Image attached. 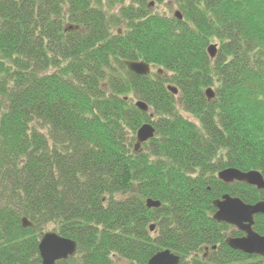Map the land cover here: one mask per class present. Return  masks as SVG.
Instances as JSON below:
<instances>
[{
    "label": "trees",
    "instance_id": "16d2710c",
    "mask_svg": "<svg viewBox=\"0 0 264 264\" xmlns=\"http://www.w3.org/2000/svg\"><path fill=\"white\" fill-rule=\"evenodd\" d=\"M164 2L108 0L109 15L101 0H0V264H41L48 225L77 244L57 264H146L163 250L179 264H264L230 249L242 233L212 219L223 195L264 201L217 178L264 179V0H170L181 20L150 11ZM145 123L154 137L134 151ZM253 229L264 237V216Z\"/></svg>",
    "mask_w": 264,
    "mask_h": 264
},
{
    "label": "water",
    "instance_id": "95a60500",
    "mask_svg": "<svg viewBox=\"0 0 264 264\" xmlns=\"http://www.w3.org/2000/svg\"><path fill=\"white\" fill-rule=\"evenodd\" d=\"M174 17L178 20L182 19L178 11L174 12ZM73 29H78V27L67 26L64 31H71ZM216 51L217 45L215 44L207 47L210 59L215 57ZM124 64L129 72L136 75L147 76L150 73L148 64L144 62L126 61ZM158 74H161V70L158 71ZM167 89L173 95L177 93L175 87L168 86ZM204 95L208 101L215 97V93L211 88H207L204 91ZM136 107L144 112L148 110L147 105L143 102H137ZM154 134L155 129L150 124L145 123L141 125L136 132L134 151H140L142 144L152 139ZM217 178L225 184L238 182L255 187L258 190H264V179L258 171L242 172L237 169L227 168L220 171ZM212 205L215 208L213 220L231 225L243 233L242 237L227 239V246L232 250L247 255L264 258V237L258 235L253 230L254 216H264V201L248 205L238 198L223 195L220 199L213 201ZM159 206L160 203L158 201H146L147 208H158ZM21 226L22 228H30L32 227V223L23 218L21 219ZM153 228L154 226L151 225L150 231ZM213 250H215V247H213ZM38 252L41 264H56L59 261H66L68 258L74 257L77 253V244L54 232H46L42 235L38 244ZM179 260V256L171 253L169 250H164L153 255L146 264H179Z\"/></svg>",
    "mask_w": 264,
    "mask_h": 264
},
{
    "label": "rangeland",
    "instance_id": "374dc122",
    "mask_svg": "<svg viewBox=\"0 0 264 264\" xmlns=\"http://www.w3.org/2000/svg\"><path fill=\"white\" fill-rule=\"evenodd\" d=\"M93 1H96V0H92ZM101 8L106 12L108 13L109 15H117L118 14V11H119V5H115V6H111L110 4H108V0H101ZM150 11L154 14H159V15H162V16H165V17H173V14L174 12L176 11V6L171 4L170 3V0H165V2L163 4H153V6L150 8ZM120 30H124V25L122 27H120ZM119 30V31H120ZM212 44H216V43H212ZM151 75L153 74H156L158 72V69L157 68H153L151 67ZM163 72V71H162ZM162 75H164V72L162 73ZM166 77H169L168 74H165ZM169 85V84H166V86ZM212 90L214 91V89L212 88ZM177 99V102L179 103V99ZM133 103L135 104L136 102L134 101V99L132 100ZM180 104H177L176 105V108L179 112V114L185 118L186 120L192 122V123H195L197 124V122L195 121V119L190 116L189 114L185 113L183 111V109L181 108V106H179ZM153 121L155 120V118H152ZM136 139V137H135ZM134 145V144H133ZM45 232H54L53 231V225H48L46 226V231ZM263 263H264V259H263Z\"/></svg>",
    "mask_w": 264,
    "mask_h": 264
},
{
    "label": "clouds",
    "instance_id": "9594fccd",
    "mask_svg": "<svg viewBox=\"0 0 264 264\" xmlns=\"http://www.w3.org/2000/svg\"><path fill=\"white\" fill-rule=\"evenodd\" d=\"M260 99H261V100H264V97H261ZM260 139H261L262 142H264V135H262V136L260 137ZM261 146L264 147V143H262Z\"/></svg>",
    "mask_w": 264,
    "mask_h": 264
}]
</instances>
